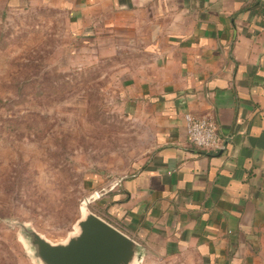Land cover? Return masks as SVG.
Wrapping results in <instances>:
<instances>
[{
	"label": "crops",
	"instance_id": "0c3cea01",
	"mask_svg": "<svg viewBox=\"0 0 264 264\" xmlns=\"http://www.w3.org/2000/svg\"><path fill=\"white\" fill-rule=\"evenodd\" d=\"M43 1L95 28L97 60L120 66L126 111L154 131L97 214L144 257L264 264V0ZM186 114L214 119L224 147L191 144Z\"/></svg>",
	"mask_w": 264,
	"mask_h": 264
},
{
	"label": "rangeland",
	"instance_id": "374dc122",
	"mask_svg": "<svg viewBox=\"0 0 264 264\" xmlns=\"http://www.w3.org/2000/svg\"><path fill=\"white\" fill-rule=\"evenodd\" d=\"M96 57L94 27L50 2L0 0V264H41L20 225L61 243L85 207L106 216L102 193L155 145L126 111L119 64Z\"/></svg>",
	"mask_w": 264,
	"mask_h": 264
},
{
	"label": "water",
	"instance_id": "95a60500",
	"mask_svg": "<svg viewBox=\"0 0 264 264\" xmlns=\"http://www.w3.org/2000/svg\"><path fill=\"white\" fill-rule=\"evenodd\" d=\"M84 211L86 214L77 224L78 232L66 242L53 243L36 230L20 225L23 237L41 264L142 262L144 252L136 240L97 213L87 210L86 207Z\"/></svg>",
	"mask_w": 264,
	"mask_h": 264
},
{
	"label": "built area",
	"instance_id": "2783aa9c",
	"mask_svg": "<svg viewBox=\"0 0 264 264\" xmlns=\"http://www.w3.org/2000/svg\"><path fill=\"white\" fill-rule=\"evenodd\" d=\"M188 139L195 147L205 151H218L223 146L217 122L210 117L185 115Z\"/></svg>",
	"mask_w": 264,
	"mask_h": 264
}]
</instances>
